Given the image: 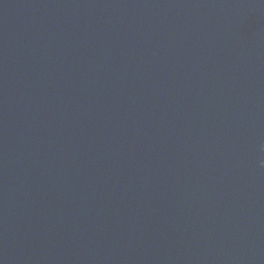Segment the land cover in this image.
I'll use <instances>...</instances> for the list:
<instances>
[{
  "label": "water",
  "instance_id": "95a60500",
  "mask_svg": "<svg viewBox=\"0 0 264 264\" xmlns=\"http://www.w3.org/2000/svg\"><path fill=\"white\" fill-rule=\"evenodd\" d=\"M0 264H264V0H0Z\"/></svg>",
  "mask_w": 264,
  "mask_h": 264
}]
</instances>
